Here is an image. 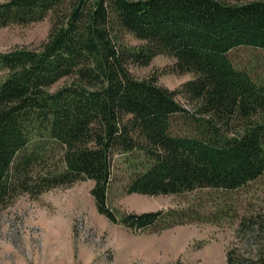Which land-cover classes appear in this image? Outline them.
<instances>
[{"label":"trees","instance_id":"obj_1","mask_svg":"<svg viewBox=\"0 0 264 264\" xmlns=\"http://www.w3.org/2000/svg\"><path fill=\"white\" fill-rule=\"evenodd\" d=\"M48 16L40 44L0 52V207L91 179L97 209L114 222L137 231L238 221L226 264H264V202L242 212L235 196L264 176V79L232 58L242 46L264 50V0L0 2V27ZM158 55L174 59L167 72L192 78L170 89L130 70ZM117 158L125 193L189 198L114 210Z\"/></svg>","mask_w":264,"mask_h":264},{"label":"rangeland","instance_id":"obj_2","mask_svg":"<svg viewBox=\"0 0 264 264\" xmlns=\"http://www.w3.org/2000/svg\"><path fill=\"white\" fill-rule=\"evenodd\" d=\"M51 24L48 16L26 26L0 27V52L40 44ZM127 39L136 43L130 35ZM232 58L238 68L264 79L263 49L242 46L232 51ZM173 63V58L158 55L149 65H131L130 70L137 77L155 74L159 84L175 89L192 74L167 72ZM178 99L191 107L184 97ZM115 173L109 204L116 211L167 210L190 196L125 193L123 185L128 175L118 158ZM93 185V180L84 179L37 197L23 193L8 206L0 207V264H226L228 246L241 241L237 237L238 221L220 225L189 222L162 230L148 227L135 231L99 212L91 193ZM250 187L235 194L242 212L264 202V176ZM250 241L245 237L239 245L247 249Z\"/></svg>","mask_w":264,"mask_h":264}]
</instances>
